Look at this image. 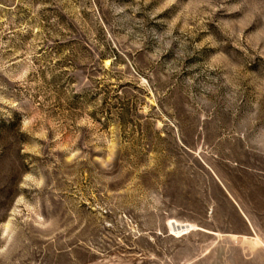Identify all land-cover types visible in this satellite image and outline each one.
Instances as JSON below:
<instances>
[{
  "label": "rangeland",
  "instance_id": "374dc122",
  "mask_svg": "<svg viewBox=\"0 0 264 264\" xmlns=\"http://www.w3.org/2000/svg\"><path fill=\"white\" fill-rule=\"evenodd\" d=\"M0 264H264V0H0Z\"/></svg>",
  "mask_w": 264,
  "mask_h": 264
}]
</instances>
